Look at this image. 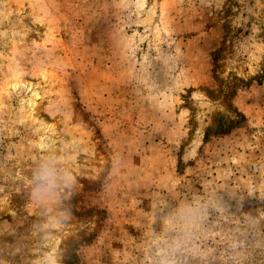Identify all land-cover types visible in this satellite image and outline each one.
<instances>
[{"label": "rangeland", "instance_id": "obj_1", "mask_svg": "<svg viewBox=\"0 0 264 264\" xmlns=\"http://www.w3.org/2000/svg\"><path fill=\"white\" fill-rule=\"evenodd\" d=\"M0 264H264V0H0Z\"/></svg>", "mask_w": 264, "mask_h": 264}, {"label": "trees", "instance_id": "obj_2", "mask_svg": "<svg viewBox=\"0 0 264 264\" xmlns=\"http://www.w3.org/2000/svg\"><path fill=\"white\" fill-rule=\"evenodd\" d=\"M213 59H214V64H215V57H214ZM236 80H241V79L236 78ZM227 86H228V85H227ZM227 86H225L226 90H227V88H228ZM223 94H224V95H223V98H224V100H226L225 97L228 95V93H226V91H224ZM240 120H243V116L239 114V116H237L236 119H232V120H230L229 122H231V123L233 122L234 124H236V123H238ZM219 127H220V128H219ZM219 127H218L219 129H228V128H229L228 126L226 127V125H225V127H224V125H222V126L220 125Z\"/></svg>", "mask_w": 264, "mask_h": 264}]
</instances>
